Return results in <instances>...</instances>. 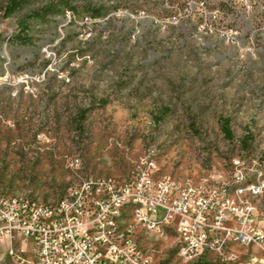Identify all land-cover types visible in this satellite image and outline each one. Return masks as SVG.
<instances>
[{"label":"rangeland","instance_id":"1","mask_svg":"<svg viewBox=\"0 0 264 264\" xmlns=\"http://www.w3.org/2000/svg\"><path fill=\"white\" fill-rule=\"evenodd\" d=\"M43 1L0 20L1 191L48 199L86 175L124 179L148 149L160 176L226 173L238 156L245 167L264 162V0H176L177 22L157 18L177 10L170 0H73L79 14L31 21L29 44L8 41ZM86 4L109 6L110 16L85 20ZM249 179L264 175L249 170ZM248 196L264 211V193ZM146 235L155 261L186 264L174 233ZM0 264L16 263L0 254Z\"/></svg>","mask_w":264,"mask_h":264},{"label":"built area","instance_id":"2","mask_svg":"<svg viewBox=\"0 0 264 264\" xmlns=\"http://www.w3.org/2000/svg\"><path fill=\"white\" fill-rule=\"evenodd\" d=\"M199 3L205 8L204 0ZM176 8L157 18L177 22ZM211 12L215 19L220 9ZM197 30L211 28L200 23ZM224 33L229 39L234 30ZM25 76L18 75L19 80L26 82ZM40 76L32 78L38 81ZM6 79V74L0 75V85ZM252 160L253 167H245L244 158L232 157L228 172L211 168L195 180L184 176V182H175L163 173V181H156V163L150 161L148 149L134 160L139 172L124 179L86 175L56 197H34V202H27L29 194L0 190V254L16 264H161L144 253L151 235H139L133 228V221H140L160 233H174L171 248L176 241H185L182 253L193 262L264 264V213L249 208L239 189V182L247 181L252 192L263 196L264 189L255 190L256 179H249V170H256V177L264 175V162ZM127 208H134V217H127Z\"/></svg>","mask_w":264,"mask_h":264},{"label":"trees","instance_id":"3","mask_svg":"<svg viewBox=\"0 0 264 264\" xmlns=\"http://www.w3.org/2000/svg\"><path fill=\"white\" fill-rule=\"evenodd\" d=\"M170 4L178 6L176 0H170ZM31 4V0H3L0 3V20L12 16L14 13L23 10ZM84 12L91 18H100L107 16L110 7L103 5H90L86 4L82 8ZM72 12L79 14L78 7L73 3V0H44L42 4L29 10L22 15V18L17 22V28L7 38L11 43L27 45L32 41L29 34L30 22H46L49 17ZM83 12V11H82ZM81 13V12H80ZM3 39L0 33V41ZM85 109L80 111V117L84 118ZM222 130L227 138H232V132L229 125V119H224L222 123ZM250 135H245L241 139V146L247 147Z\"/></svg>","mask_w":264,"mask_h":264},{"label":"bare ground","instance_id":"4","mask_svg":"<svg viewBox=\"0 0 264 264\" xmlns=\"http://www.w3.org/2000/svg\"><path fill=\"white\" fill-rule=\"evenodd\" d=\"M152 152L153 151L150 150V161L155 163V160L153 159L154 156L152 155ZM153 178L156 181H163V176H160L158 174V169H157L156 165H155V170L153 171ZM168 178L174 179L175 182H184V178L170 177V176H168ZM185 180H195V178H189L188 177V178H185ZM239 189H243V200L245 202H247L248 207L253 208V211H260L259 208L257 207V205L252 201L250 196H248V194H251V195H261V194H256L255 192H252V189H249V183H246L244 185V184H242V181L239 182ZM263 189H264V182H261L258 180L255 183V190H263ZM0 199H3L2 193H0ZM27 202H34V198L27 197ZM263 213H264V211H263ZM127 217H134V208H127ZM133 228H138V234L139 235H146L148 233H152V234H155L159 237H167L168 236L167 235L168 232L160 233L159 230H153V228H146V225H140V221H133ZM176 245H177L178 256L184 263H186V264H206V259H196L193 262V257H186L185 258V253H182V251L185 250V241H176ZM144 253H146V252L144 251Z\"/></svg>","mask_w":264,"mask_h":264}]
</instances>
